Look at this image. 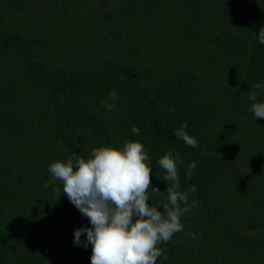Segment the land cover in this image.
I'll return each mask as SVG.
<instances>
[{"label":"trees","instance_id":"16d2710c","mask_svg":"<svg viewBox=\"0 0 264 264\" xmlns=\"http://www.w3.org/2000/svg\"><path fill=\"white\" fill-rule=\"evenodd\" d=\"M262 26L264 0H0V264H91L73 242L89 219L44 186L47 168L127 141L149 153L152 186L166 189L172 149L197 189L157 264H264V118L247 111ZM182 122L199 147L174 135Z\"/></svg>","mask_w":264,"mask_h":264},{"label":"clouds","instance_id":"9594fccd","mask_svg":"<svg viewBox=\"0 0 264 264\" xmlns=\"http://www.w3.org/2000/svg\"><path fill=\"white\" fill-rule=\"evenodd\" d=\"M257 39L264 45V26ZM252 88L254 91L247 92L251 102L247 111L255 118H264V101L259 99L264 93V82L254 83ZM108 99H117V92L112 90ZM101 107L110 115L115 105L101 101ZM187 126L182 122L174 135L186 146L199 147L196 137L185 131ZM131 131L139 135L140 130L133 126ZM150 163V155L141 142L127 141L122 148L110 144L93 147L88 157L73 152L66 160L48 165L51 179L44 186L59 181L62 191L60 188L53 191L58 197L65 194L89 219L92 227L76 229L73 242L85 248L93 246L91 264H157V258L167 260L164 250L157 245L170 242L174 234L183 231V216L195 214L193 210L199 207V202L190 200V196L197 189L192 185L182 190L179 172L184 160L180 153L169 149L158 160L164 170L162 180L167 185L164 191L152 186ZM196 167L194 161L188 165L187 179H191ZM157 195L163 197L161 204H150V196ZM85 233L86 240L82 241ZM188 235L198 239L194 232Z\"/></svg>","mask_w":264,"mask_h":264}]
</instances>
